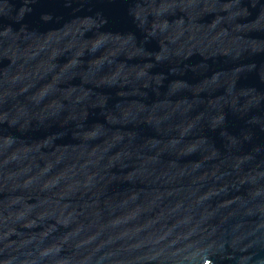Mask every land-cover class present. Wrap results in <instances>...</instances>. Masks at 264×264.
Returning a JSON list of instances; mask_svg holds the SVG:
<instances>
[{
  "label": "water",
  "instance_id": "95a60500",
  "mask_svg": "<svg viewBox=\"0 0 264 264\" xmlns=\"http://www.w3.org/2000/svg\"><path fill=\"white\" fill-rule=\"evenodd\" d=\"M0 264H264V0H0Z\"/></svg>",
  "mask_w": 264,
  "mask_h": 264
}]
</instances>
